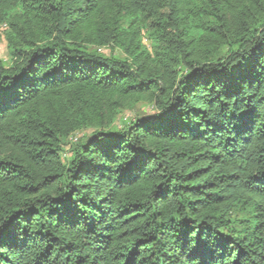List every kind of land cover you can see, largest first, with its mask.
<instances>
[{
  "label": "trees",
  "instance_id": "1",
  "mask_svg": "<svg viewBox=\"0 0 264 264\" xmlns=\"http://www.w3.org/2000/svg\"><path fill=\"white\" fill-rule=\"evenodd\" d=\"M0 30V264H264V0H0Z\"/></svg>",
  "mask_w": 264,
  "mask_h": 264
},
{
  "label": "rangeland",
  "instance_id": "2",
  "mask_svg": "<svg viewBox=\"0 0 264 264\" xmlns=\"http://www.w3.org/2000/svg\"><path fill=\"white\" fill-rule=\"evenodd\" d=\"M105 52L109 53L107 49L105 50ZM0 58L7 59V42L2 30H0ZM143 110L144 112H148V113L152 111L151 108L149 107ZM126 115L131 116L130 113L129 114L126 113Z\"/></svg>",
  "mask_w": 264,
  "mask_h": 264
}]
</instances>
